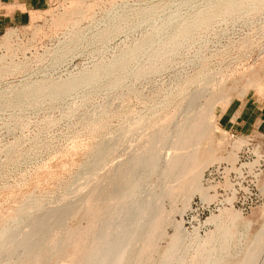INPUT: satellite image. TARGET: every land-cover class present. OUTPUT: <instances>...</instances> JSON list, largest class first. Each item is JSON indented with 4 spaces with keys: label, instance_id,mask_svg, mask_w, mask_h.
I'll list each match as a JSON object with an SVG mask.
<instances>
[{
    "label": "rangeland",
    "instance_id": "obj_1",
    "mask_svg": "<svg viewBox=\"0 0 264 264\" xmlns=\"http://www.w3.org/2000/svg\"><path fill=\"white\" fill-rule=\"evenodd\" d=\"M86 1L85 5H91V8L76 28L63 26L54 29L51 19L69 8L73 1L51 0L46 10L30 14L27 25L0 31V56H6L0 61V218L5 215L3 218L11 221L12 212L26 205L43 208L61 205L73 201L85 189L99 185L101 177L126 158L133 140L139 137L128 134L123 137L122 134L134 123L154 126L165 117L171 119V128L187 106L186 96L198 88L206 87L210 89L207 93L211 92L210 83L203 85L201 81L209 75L212 82L227 79L221 93L230 102L254 100L264 108V89L259 91L247 85V81L256 78L264 87V3L257 7L259 10H249L246 2H242L238 10L215 18L207 28H196L187 40L189 42L185 41L176 51L168 52L161 44L163 41L165 44L172 29L177 30L186 24L192 27L197 17L193 16L194 13L199 16L201 11L212 9L214 5L219 7L225 1ZM7 32L13 33L10 51L2 44ZM123 49L129 51L126 50L127 54L122 57ZM149 53L158 57L151 62L152 56H146ZM110 62H114L113 68L107 71ZM150 63L160 66L153 74H148ZM91 71L98 73L97 80L92 83L83 84L64 96L58 97L51 92L55 83ZM35 83H41L39 92H26L24 88ZM221 98L217 95L210 101L201 100L203 106H214L215 118L209 135L211 142H202L200 157L206 158L204 149L211 145L218 159L202 171L200 183L204 188V173L211 166L227 164L233 167L237 163H247L252 172L263 165L260 157H264V135L257 137L254 145L249 147L245 137L227 133L218 126L217 113L226 107ZM146 132L141 136L145 133V137ZM165 151H161L162 155ZM245 152L253 156H247ZM262 169L257 190L264 197ZM155 182V177H151L147 185ZM106 195L102 194V198L110 196ZM181 200L176 201L177 210L182 207ZM198 200L203 201L199 195L193 194L187 209L182 213L175 210L169 215L164 227L167 237L159 242L161 250L175 233L174 222L180 223L183 230L181 247L184 249L181 251L189 258L197 249L199 238L214 232L216 225L222 232L223 225L236 214L240 217L223 233L233 240L230 257L225 263L237 264L264 225V204L247 212L225 207L231 209L229 215L219 214L220 209L203 221L198 220L200 210L190 207ZM163 206L169 210L167 201L164 200ZM80 215L71 219L69 225L81 221ZM211 215H218L215 224L206 222Z\"/></svg>",
    "mask_w": 264,
    "mask_h": 264
},
{
    "label": "bare ground",
    "instance_id": "obj_2",
    "mask_svg": "<svg viewBox=\"0 0 264 264\" xmlns=\"http://www.w3.org/2000/svg\"><path fill=\"white\" fill-rule=\"evenodd\" d=\"M72 1L74 5L72 2L69 8L63 9L53 20L51 19L54 29L63 26L76 28L87 16L91 5H85L86 0ZM224 1L219 7L212 5V9L205 8L208 10L201 11L199 16L194 13L193 16H197L193 22L192 27L194 28L186 24L177 30L172 29V33L170 32L167 41L165 44L163 41L161 47L167 48L168 52L174 51L183 42L190 39L196 28H207L215 18L229 15L230 12L238 10L242 2H246L245 6L250 7L249 10H259L257 7H262V3H264V0ZM192 20L189 21L192 22ZM12 34V32H7L2 39V44L7 50ZM149 34L152 36L151 33ZM126 50L123 49L122 57L129 51ZM150 55L152 56L150 53L146 55L147 58ZM157 57L152 56V61L150 59L149 61L153 62ZM5 58L6 56H0V61ZM162 61L160 64L163 65L164 61ZM113 64L114 62H110L104 66L109 71L113 68ZM158 66L150 63L149 69H147L148 74L156 72ZM244 73H241L242 76ZM97 74L93 71L86 72L55 83L51 92L53 91L57 96L67 95L79 86L97 80ZM223 74L225 75V73ZM101 77H99L100 80ZM225 80L219 79L218 82H212L210 75L203 78L201 80L204 82L203 85L207 82L210 83L211 92L207 93L206 87V89L198 88L193 94L186 96L187 106L181 111V118L173 124L171 123V128H169L171 119L168 117L163 118L164 120H160L161 122L159 121L154 126L134 123L129 131L122 134L123 137L127 134L139 136L133 138L132 149L129 147L130 153L125 159L122 158V155L123 160L116 163L101 177L99 185L85 189L73 201L68 200L61 205L58 203L51 208L26 205L24 208L21 207L12 212L11 221L3 218L5 215L1 216L0 264H50L54 258L53 264H226L225 260L230 257V245L233 240L225 236L224 233L228 226L240 217L236 214L231 221L223 225L222 232L219 229L220 226L216 225L214 232L209 233L203 239L199 238L197 249L189 258L181 251L183 230L180 228V223L174 222L175 233L168 238L165 249L161 250L159 245V242L167 237L164 233L165 222L169 215L177 210L175 204L178 198H182V207L177 210L180 213L189 207V201L193 194L199 195L203 201H209L212 198L200 182L203 169L218 159L215 158L214 150L209 144L210 147L206 144L208 148L204 149L206 158H201L200 146L202 142L210 141L209 135L214 127L215 114L214 106H203L201 100L210 101L213 97L221 95V100L223 99L227 106L230 101L221 93ZM114 82L113 85L118 83ZM40 84L35 83L23 88L26 89V92L35 94L39 92ZM247 85L259 91L264 89L261 80L256 78L247 81ZM146 130L148 131L146 132ZM143 132L147 133L145 137H143L145 133L141 136ZM240 143L241 141L239 145ZM162 150H166L164 155L161 153ZM151 177H155L156 182L147 185L148 179ZM102 194L110 196L104 199ZM164 200L167 201L169 210H165ZM230 212L231 209L224 208L219 211V214L227 216ZM79 215L81 221L70 226L69 221ZM217 218L218 215H211L206 222L215 224ZM2 225L4 228L1 227ZM237 264H264V225L247 246Z\"/></svg>",
    "mask_w": 264,
    "mask_h": 264
},
{
    "label": "built area",
    "instance_id": "obj_3",
    "mask_svg": "<svg viewBox=\"0 0 264 264\" xmlns=\"http://www.w3.org/2000/svg\"><path fill=\"white\" fill-rule=\"evenodd\" d=\"M245 138L248 146L252 147L257 137ZM245 153L247 156H253L249 152ZM263 158L260 157L263 165H259L252 172L247 163H237L233 167L227 164L209 167L204 173L203 185L212 198L206 202L198 200L190 206L192 210H200L198 220L204 221L208 215L225 207H235L247 212L264 204V197L257 190V180L264 168V161L261 160Z\"/></svg>",
    "mask_w": 264,
    "mask_h": 264
},
{
    "label": "crops",
    "instance_id": "obj_4",
    "mask_svg": "<svg viewBox=\"0 0 264 264\" xmlns=\"http://www.w3.org/2000/svg\"><path fill=\"white\" fill-rule=\"evenodd\" d=\"M51 0H0V31L25 26L30 14L42 12ZM218 126L227 133L241 137L264 135V108L254 100H232L217 113Z\"/></svg>",
    "mask_w": 264,
    "mask_h": 264
}]
</instances>
